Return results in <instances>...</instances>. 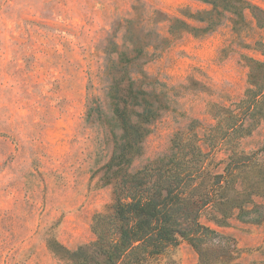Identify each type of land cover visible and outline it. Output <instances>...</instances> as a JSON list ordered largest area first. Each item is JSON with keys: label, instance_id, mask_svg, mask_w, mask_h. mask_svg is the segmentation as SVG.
I'll return each mask as SVG.
<instances>
[{"label": "rangeland", "instance_id": "1", "mask_svg": "<svg viewBox=\"0 0 264 264\" xmlns=\"http://www.w3.org/2000/svg\"><path fill=\"white\" fill-rule=\"evenodd\" d=\"M249 1L264 9V0ZM207 8L200 0H0V264H64L50 249L55 241L75 248L95 238L93 216L113 202L110 129L120 133L105 51L112 41L123 49L127 21L138 37H169L144 48L132 68L164 107L130 170L168 152L193 121L203 145L214 106L234 108L244 97L248 58L264 61V25L245 10L243 19L225 12L206 33H168L172 18L201 25L185 13ZM263 140L264 116L238 149L254 151ZM211 226L235 240L230 264H264V221ZM153 264H198V255L182 241Z\"/></svg>", "mask_w": 264, "mask_h": 264}, {"label": "trees", "instance_id": "2", "mask_svg": "<svg viewBox=\"0 0 264 264\" xmlns=\"http://www.w3.org/2000/svg\"><path fill=\"white\" fill-rule=\"evenodd\" d=\"M200 1L209 8L185 15L201 25L172 18L171 36L206 33L225 12L243 19L248 10L257 26L264 25V9L249 0ZM130 23L123 35V49L118 51L112 41L114 48L105 51L104 68L111 75L107 95L120 129L119 134L110 129L113 148L105 164L113 202L108 211L93 216L92 241L75 248L55 241L50 249L64 264H153L168 247L184 241L196 251L198 264H230L236 242L211 224L228 227L231 220L264 221V140L254 151L238 149V140L249 135L264 116V61L248 58L244 97L234 108L214 106L215 124L207 128L203 145L193 132V121L188 132L173 135L168 152L130 170L149 125L164 107L162 97L146 89L145 75L132 68L144 48L169 42V37L159 34L138 37ZM114 53L116 59L110 57ZM114 67H119L115 75ZM133 72L140 77H132ZM217 148L226 157L214 161L211 154Z\"/></svg>", "mask_w": 264, "mask_h": 264}]
</instances>
